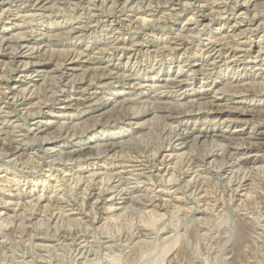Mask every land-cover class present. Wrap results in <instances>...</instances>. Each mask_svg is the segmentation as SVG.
Masks as SVG:
<instances>
[{"label": "rangeland", "instance_id": "1", "mask_svg": "<svg viewBox=\"0 0 264 264\" xmlns=\"http://www.w3.org/2000/svg\"><path fill=\"white\" fill-rule=\"evenodd\" d=\"M27 1L30 2L28 3ZM27 1L0 0V43H2L0 45V95L2 94L0 96V264H264V192H262L264 190V174L254 175L255 173L252 170L245 169L244 173H246V175L248 174L247 172H251L247 175L248 181L250 182L251 180H254L253 177L256 176V182L258 181L257 183L259 186L257 187V183L254 182L256 188H253L254 190L251 193H247L248 190L240 188L236 194H231L228 185H226L228 182H225L228 178L214 179L213 164V167L209 166L206 172L203 173L207 183H204V178L202 179L203 182L201 181V185L206 187L209 186L208 189L206 187H203L204 189H194L195 193H192L193 189L187 187L186 182L189 181L190 177L192 179L193 170L203 169L205 167V162L201 160H204L203 157L209 149L213 150L214 146L212 145H214V141L211 142L210 140L207 145H203L201 142H195L191 137L188 145L181 147L176 151L177 154L176 152L173 153L175 156L172 155L171 157L166 158L164 165L160 167L162 173L165 172L166 169L172 171L177 162V173L178 170H181L178 173L179 175L184 171H187V174L185 175L186 177L183 176L179 185L173 188L169 187L168 182L154 183L147 180L146 176L151 173L152 167L150 166L151 163L148 159L149 155L147 154V156L145 154L150 151L149 158L151 159V149L153 146L154 149H157L162 146V143L167 142V137L169 138L177 124L182 123V125H186L194 131H201L207 127L211 129L214 128V126H221L218 121L219 119L215 118L214 112H208V108L205 106L207 103L209 104V101L214 100V86L213 90H209V93L206 95L207 101L204 99L206 103L203 99L202 101L201 99H197L198 95L205 92L206 89L211 88L208 87L209 83H214L216 80V90H218L217 88L223 87V89L218 90L219 92L216 95L220 98L239 91V86H234L235 88L230 85L223 86V84L233 76L247 77L246 80L250 79L251 81H245L246 83L254 81L253 85L251 83L249 86L252 88L254 86V89L258 90L264 89L262 85L264 84L263 71L259 74L255 73L254 75L252 70L238 69L234 67V63L230 60L220 62L222 67L214 69V64L204 61V54L203 51H201L211 40L220 41L222 39L221 41L224 44L227 43L226 45L230 44L229 46L237 47L236 42L245 40V37L251 35L250 29H247L246 31V28L249 27V25L246 24L247 22H258L259 26L262 27L261 34H263L264 1L261 0L260 3V0H252L248 5V8H246L247 5L244 6V10H241L243 8L241 4L244 0H182V2L181 0H174V2L173 0H120V2L119 0L118 2H116L117 0H44V6L42 8L35 5L36 0H34V2L33 0ZM74 2L79 5L77 6ZM181 3H184V6ZM90 4H94V7L90 6ZM90 9H93V12H91L92 10ZM112 11L114 13H112ZM204 11L207 12L205 13ZM255 12L256 14H254ZM142 14L145 17H143ZM7 15L10 18H8ZM111 16H113V18ZM203 16H206V18L208 17V19L201 21V17ZM6 18L8 19L6 20ZM143 19H146L145 22H149V24L143 23ZM150 19H152V21ZM238 19L240 20L238 21ZM95 20L97 21L96 23L94 22ZM139 20L141 23L138 24ZM232 22L242 23H239V25L244 28V34L237 37L236 35H231L232 33L229 32V27L232 25ZM81 23L85 26H82ZM91 23L93 24L91 25ZM126 26L128 28H126ZM32 28L35 30L33 31ZM137 28L141 29L138 30ZM146 31H148V33ZM25 34L26 37L24 36ZM170 34H173V36ZM218 34L220 37H217L219 36ZM20 35L21 37H24L20 38ZM224 36L226 40L230 37L231 38L228 39L227 42L223 39ZM171 37H173V39ZM16 38L18 39L16 40ZM123 41L127 43V46L129 45L128 51H116L113 44L121 45ZM171 42L176 44L186 43V45H184L182 50L175 48V45H170ZM8 43H12L13 46ZM20 43V46L22 47H17ZM163 43H166L167 45L165 44L164 46ZM27 44L29 45L27 46ZM11 46L16 48H11ZM107 47L108 49H106ZM159 47L163 48L161 49ZM74 48L77 49L75 50ZM68 50H70V53H68ZM132 50H135L137 54L134 52L136 56L129 60L128 54ZM224 54L225 51L222 53V58H224ZM247 55L250 56L249 59H252V56H254L255 53L247 52ZM46 56L48 59L50 58V61ZM90 56L93 59L89 58ZM59 57H62L63 60L73 57L74 60L72 66H74V68H69L64 71L66 61L60 60ZM196 60H198L199 63H202V65H198ZM250 61L254 62L256 60ZM189 63L190 67H196L197 72L195 75H192V72L189 70L190 67H187ZM10 65H12V67H10ZM32 67H36V71H33L31 69ZM57 68L59 69L57 70ZM118 73L120 76H118ZM90 74L92 75L89 79ZM99 74L102 75L100 76ZM178 74L185 76L184 78L189 82L188 85L191 86H187L186 88L194 97L192 96L185 99V97L178 95L180 93L177 92V88L171 89L168 87V89L165 87L166 85H170L172 79ZM128 75L130 77H127ZM10 76H13L12 79H16V81H20V83L17 85L12 83H10V85L4 84ZM69 80L72 81L70 82ZM108 80L113 81L109 82ZM153 82L157 84L155 85ZM87 83L93 84L92 90L87 89ZM137 83H141V85L147 84L148 86H141ZM85 87L86 89H84ZM192 88L195 89L194 92ZM199 90L201 92L195 93V91ZM223 91H225V93ZM6 93H8L9 96ZM234 95L235 97H230L231 101L227 102L230 106L229 109L233 106L243 107L241 106L244 103L242 102V99L237 98V94ZM138 98H140V100H138ZM15 99H17V101H15ZM152 99L155 100L153 101ZM184 100L187 103H185ZM68 102H72L74 105H71L68 108ZM158 102L159 105L157 104ZM234 103L236 105H233ZM140 105L141 107L143 106V109ZM180 106L182 111L187 112V115L180 117V119L177 120L178 122L170 120L164 122V120H166L165 116L167 115V110L171 108L180 110ZM73 107L76 108L73 109ZM151 108H153V110ZM166 108L168 109L166 110ZM190 108L192 111H190ZM199 108L201 110L198 111ZM162 112L166 115L163 116ZM153 113L155 115H153ZM254 114L255 115L252 116L249 114L250 116L247 118L246 124L234 123L229 129L231 128V131L234 128L241 129L242 137L240 138L249 141L251 136L249 135V132L251 130H264V113L258 111ZM233 115L237 116V114ZM172 123L173 125H171ZM235 125L239 126L232 128V126ZM169 127H171L170 130ZM222 127L223 129L225 128L224 126ZM165 132L166 134H164ZM109 145L115 146V149L110 150L108 148ZM116 147H118V150ZM195 148L197 151H201L198 153L201 157L203 156L202 158L199 154L197 155ZM188 149L191 151H189V155H192L194 159H197V156H199V158L194 162L195 164L193 163L194 165L186 166L177 158L183 157V159H189V157H192L187 155ZM145 150L148 151L146 152ZM115 151L116 153H114ZM76 152L78 155H76ZM141 152L144 154H139ZM179 154L181 156H179ZM135 155H138L139 157ZM133 156L135 157L134 159ZM29 161H31V163ZM236 169L237 168H235V170ZM92 170L96 173L94 174V171L92 172ZM103 173H107L108 175H104ZM111 173L114 175L112 176ZM91 175H93V177ZM231 175L232 174H230V176ZM241 175L244 176L243 174ZM249 175L251 176L249 177ZM257 176H260L261 178ZM118 179H123L120 180V182L123 185L127 184L129 188L122 194V197L127 198L125 203H123L125 199H116L114 203L106 202L103 205L100 204L96 206L93 204L95 203L93 200V203L91 201L88 202L87 200L84 201L83 198H85V192H89L90 188L96 187L98 191L101 188L103 190L118 183ZM144 180L146 182H144ZM237 181L235 183H237ZM223 182H225V184ZM100 184L101 187H99ZM260 186L262 187L261 192L258 190ZM149 190L151 191V194ZM239 192L240 194H238ZM220 193L223 194L220 195ZM244 194H246V196H244ZM248 194H250L252 198H245ZM132 195L135 198L134 201L131 198H128ZM147 196L153 198L154 201L150 200V202L148 201L149 199H143ZM210 198H212V200ZM219 198L221 200H219ZM31 200L36 204H33ZM206 201H208V203ZM246 202L250 204H247ZM217 204L219 207L216 206ZM113 205H115L116 208H114ZM142 205L146 208H143ZM158 205L159 207H157ZM33 207L35 208L33 209ZM124 207H126L127 210ZM150 207L154 208L151 209V212L156 209L154 212H158V216H156L158 219L152 217L149 211ZM204 209L207 210L208 213H202ZM159 211L161 212V217ZM139 213L142 216L141 218ZM143 213L145 214L143 215ZM145 215H148L151 218L146 217ZM112 216L115 218V221ZM200 216L204 217L201 218ZM217 216L219 218H217ZM9 217L10 219H8ZM152 218L157 221H153ZM206 220L207 222H205ZM151 221H153V226H151Z\"/></svg>", "mask_w": 264, "mask_h": 264}, {"label": "bare ground", "instance_id": "2", "mask_svg": "<svg viewBox=\"0 0 264 264\" xmlns=\"http://www.w3.org/2000/svg\"><path fill=\"white\" fill-rule=\"evenodd\" d=\"M4 1V0H3ZM27 1V0H26ZM111 1V0H110ZM136 1V0H135ZM149 1V0H148ZM153 1V0H152ZM161 1V0H160ZM177 1V0H176ZM184 1V0H183ZM187 1V0H186ZM229 1V0H228ZM241 1H243V0H241ZM252 0H244V2L241 4V6H243V8L241 9V10H244V6H246V8H248L249 6V4H250V2H251ZM256 1V0H255ZM255 1H253V2H255ZM264 1V0H263ZM8 2V1H7ZM13 2V1H12ZM28 2V1H27ZM30 2V1H29ZM28 2V3H29ZM32 2V1H31ZM33 2H34V0H33ZM60 2V1H59ZM62 2V1H61ZM77 2V1H76ZM76 2H74L75 4H77ZM81 2V1H80ZM90 2V1H89ZM100 2V1H99ZM115 2V1H114ZM116 2H118V0L116 1ZM115 2V3H116ZM119 2H120V0H119ZM124 2V1H123ZM132 2H134V1H132ZM157 2V1H156ZM173 2H174V0H173ZM181 2H182V0H181ZM191 2V1H190ZM203 2V1H202ZM201 2V3H202ZM210 2V1H209ZM46 3V2H45ZM48 3V2H47ZM52 3V2H51ZM79 3V2H78ZM91 3V2H90ZM122 3V2H121ZM120 3V4H121ZM153 3V2H152ZM161 3V2H160ZM172 3V2H171ZM206 3V2H205ZM259 3V2H258ZM257 3V4H258ZM260 3H261V0H260ZM264 3V2H263ZM8 4V3H7ZM12 4V3H11ZM67 4H69V3H67ZM74 4V5H75ZM101 4V3H100ZM129 4V3H128ZM132 4V3H131ZM133 4H135V3H133ZM147 4V3H146ZM154 4V3H153ZM182 4V3H181ZM184 4V3H183ZM182 4V5H183ZM187 4V3H186ZM240 4V3H239ZM6 5V4H5ZM35 5L37 6V7H39V8H42L43 6H44V0H36L35 1ZM34 5V6H35ZM47 5V4H46ZM49 5V4H48ZM61 5H62V3H61ZM79 4H77V6H78ZM82 5H85V4H82ZM94 5V4H93ZM92 4H90V6H92V7H94ZM145 5V4H144ZM160 5V4H159ZM254 5V4H253ZM260 5V4H259ZM7 6V5H6ZM5 6V7H6ZM11 6V5H10ZM31 6V5H30ZM54 6V5H53ZM57 6V5H56ZM97 6H98V4H97ZM103 6V5H102ZM122 6H124V5H122ZM129 6H131V5H129ZM184 6V5H183ZM195 6H197V5H195ZM200 6V5H199ZM204 6V5H203ZM19 7V6H18ZM47 7V6H46ZM55 7V6H54ZM73 7V6H72ZM71 7V8H72ZM80 7V6H79ZM111 7V6H110ZM109 7V8H110ZM120 7V6H119ZM132 7V6H131ZM135 7V6H134ZM133 7V8H134ZM29 8V7H28ZM32 8V7H31ZM30 8V9H31ZM57 8V7H56ZM74 8V7H73ZM72 8V9H73ZM87 8H89V7H87ZM123 8V7H122ZM121 8V9H122ZM128 8V7H127ZM137 8V7H136ZM195 8V7H194ZM198 8V7H197ZM4 9V8H3ZM2 9V10H3ZM6 9V8H5ZM8 9H9V7H8ZM78 9V8H77ZM83 9V8H82ZM82 9H79V10H82ZM106 9H108V8H106ZM114 9V8H113ZM113 9H111V10H113ZM118 9V8H117ZM150 9V8H149ZM201 9V8H200ZM209 9H210V7H209ZM226 9V8H225ZM230 9V8H229ZM11 10V9H10ZM9 10V11H10ZM50 10V9H49ZM52 10V9H51ZM90 10H92L91 12H93V9H90ZM104 10V9H103ZM109 10V9H108ZM110 10V11H111ZM145 10V9H144ZM175 10H177V9H175ZM196 10V9H195ZM203 10V9H202ZM231 10H232V8H231ZM231 10H230V12H231ZM240 10V9H239ZM246 10V9H245ZM4 11V10H3ZM13 11V10H12ZM25 11H27V10H25ZM48 11V10H47ZM113 11H115V10H113ZM112 11V13H114ZM120 11V10H119ZM158 11V10H157ZM197 11V10H196ZM195 11V12H196ZM200 11V10H199ZM237 11V10H236ZM29 12V11H28ZM37 12V11H36ZM52 12V11H51ZM74 12V11H73ZM84 12H85V10H84ZM96 12H97V10H96ZM107 12V11H106ZM109 12V11H108ZM116 12V11H115ZM145 12V11H144ZM168 12V11H167ZM205 12V11H204ZM207 12V11H206ZM205 12V13H206ZM229 12V13H230ZM260 12V11H259ZM1 13V12H0ZM100 13V12H99ZM102 13V12H101ZM104 13H105V11H104ZM160 13V12H159ZM198 13H200V12H198ZM3 14V13H2ZM5 14V13H4ZM6 14H8V13H6ZM17 14H18V12H17ZM19 14H21V13H19ZM34 14V13H33ZM36 14V13H35ZM45 14V13H44ZM51 14V13H50ZM91 14H93V13H91ZM107 14V13H106ZM116 14V13H115ZM119 14H120V12H119ZM123 14V13H122ZM138 14V13H137ZM197 14V13H196ZM204 14V13H203ZM202 14V15H203ZM240 14V13H239ZM243 14V13H242ZM254 14H256V12L254 13ZM32 15V14H31ZM48 15H49V13H48ZM79 15V14H78ZM97 15H99V14H97ZM114 15V14H113ZM162 15V14H161ZM174 15V14H173ZM221 15V14H220ZM236 15V14H235ZM56 16V15H55ZM75 16V15H74ZM81 16V15H80ZM92 16V15H91ZM102 16V15H101ZM104 16V15H103ZM107 16V15H106ZM122 16V15H121ZM141 16V15H140ZM139 16V17H140ZM142 16H143V14H142ZM166 16V15H165ZM171 16H172V14H171ZM199 16V15H198ZM201 16V15H200ZM234 16V15H233ZM2 17H3V15H2ZM7 17L8 18H10L8 15H7ZM12 17V16H11ZM48 17V16H47ZM50 17V16H49ZM52 17H53V15H52ZM51 17V18H52ZM76 17V16H75ZM93 17V16H92ZM108 17V16H107ZM112 18H113V16H111ZM136 17H137V15H136ZM143 17H145V16H143ZM241 17V16H240ZM4 18V17H3ZM8 18H6V20L8 19ZM83 18V17H82ZM89 18H90V15H89ZM105 18V17H104ZM104 18H103V20H104ZM133 18V17H132ZM131 18V19H132ZM135 18V17H134ZM138 18V17H137ZM142 18V17H141ZM158 18V17H157ZM160 18V17H159ZM173 18V17H172ZM202 18V20L201 21H205V20H207L208 19V17L206 18V16H203V17H201ZM238 18V17H237ZM248 18H249V16H248ZM88 19V18H87ZM92 19V18H91ZM107 19V18H106ZM118 19V18H117ZM147 19V18H146ZM145 19V20H146ZM187 19V18H186ZM244 19V18H243ZM24 20V19H23ZM90 20V19H89ZM94 20V19H93ZM97 20V19H96ZM94 21L95 23L97 22V21ZM110 20V19H109ZM120 20H121V18H120ZM135 20H138V19H135ZM144 20V19H143ZM145 20H144V22L143 23H146L145 22ZM151 21H152V19H150ZM189 20V19H188ZM190 20H192V19H190ZM196 20V19H195ZM232 20V19H231ZM240 19H238V21H239ZM242 20V19H241ZM255 20V19H254ZM123 21V20H122ZM131 21V20H130ZM134 21V20H133ZM26 22V21H25ZM87 22H89V21H87ZM86 22V23H87ZM118 22V21H117ZM132 22V21H131ZM135 22V21H134ZM138 22V21H137ZM136 22V23H137ZM188 22V21H187ZM210 22V21H209ZM241 22V21H240ZM239 22V23H240ZM261 22V21H260ZM259 22V23H260ZM22 23H23V21H22ZM99 23V22H98ZM115 23V22H114ZM126 23H128V22H126ZM125 23V24H126ZM135 23V24H136ZM139 23H141L140 22V20H139V22H138V24ZM198 23V22H197ZM202 23H205V22H202ZM239 23H231L232 25L229 27V32L230 33H232L231 35H236V37L237 36H240L241 34H244V32L245 31H243L244 30V28L242 27V26H240L239 25ZM20 24V23H19ZM44 24V23H43ZM82 24V23H81ZM90 24V23H89ZM89 24H88V26H89ZM93 23H91V25H92ZM107 24H108V22H107ZM119 24V23H118ZM129 24V23H128ZM134 24V25H135ZM146 24H149V22L148 23H146ZM145 24V25H146ZM151 24V23H150ZM199 24V23H198ZM207 24V23H206ZM240 24H242V23H240ZM247 25H249V27H245L246 28V31H247V29L249 30L250 29V33H251V35L250 36H248V37H245V40H240L239 42H236L237 44V47H234V46H229V45H226V44H224L221 40L220 41H214V40H211L210 42H208V44H206L205 45V47L201 50V51H203V54H204V61L205 62H211L212 64H214V69H216V68H218V67H222V65H221V63L220 62H225L226 60L227 61H231L232 63H234L233 64V66L234 67H236V68H238V69H245V70H247V69H249V70H252L253 71V73H254V75H255V73L256 74H259L260 72H264V33L263 34H261V30H262V27H260L259 26V24H258V22H255V23H252V22H247L246 23ZM67 25V24H66ZM72 25V24H71ZM76 25V24H75ZM84 24H82V26H83ZM113 25V24H112ZM127 25V24H126ZM144 25V24H143ZM208 25V24H207ZM246 25V26H247ZM263 25V24H262ZM77 26V25H76ZM81 26V25H80ZM81 26V27H82ZM85 26V25H84ZM101 26H102V24H101ZM119 26V25H118ZM127 26H129V25H127ZM126 26V28H128ZM131 26V25H130ZM133 26V25H132ZM199 26V25H198ZM209 26V25H208ZM61 27V26H60ZM59 27V28H60ZM69 27V26H68ZM72 27V26H71ZM107 27V26H106ZM110 27V26H109ZM134 27V26H133ZM140 27H141V25H140ZM143 27V26H142ZM228 27V26H227ZM57 28V27H56ZM92 28V27H91ZM101 28V27H100ZM103 28V27H102ZM120 28V27H119ZM135 28V27H134ZM225 28V27H224ZM33 29V28H32ZM31 29V30H32ZM75 29V28H74ZM96 29V28H95ZM106 29V28H105ZM116 29V28H115ZM122 29V28H121ZM133 29V28H132ZM138 30L139 29H141V28H137ZM186 29H187V27H186ZM219 29V28H218ZM26 30V29H25ZM28 30V29H27ZM35 29H33V31H34ZM52 30V29H51ZM67 30H68V28H67ZM76 30V29H75ZM129 30V29H128ZM179 30V29H178ZM193 30V29H192ZM191 30V31H192ZM29 31V30H28ZM62 31H64V30H62ZM69 31H70V29H69ZM77 31V30H76ZM119 31V30H118ZM117 31V32H118ZM155 31V30H154ZM180 31V30H179ZM202 31V30H201ZM51 32V31H50ZM96 32V31H95ZM113 32H114V30H113ZM116 32V33H117ZM122 32H123V30H122ZM125 32V31H124ZM147 33H148V31H146ZM11 33V32H10ZM16 33V32H15ZM30 33V32H29ZM32 33V32H31ZM119 33V32H118ZM117 33V34H118ZM223 33V32H222ZM23 34V33H22ZM27 34V33H26ZM26 34L24 35L25 37H26ZM50 34V33H49ZM56 34V33H55ZM60 34V33H59ZM64 34V33H63ZM112 34V33H111ZM127 34V33H126ZM151 34V33H150ZM224 34H225V32H224ZM228 34V33H227ZM72 35V34H71ZM74 35V34H73ZM119 35V34H118ZM122 35V34H121ZM134 35V34H133ZM133 35H131V36H133ZM152 35V34H151ZM150 35V36H151ZM153 35H154V33H153ZM167 35V34H166ZM170 35H172L173 36V34H170ZM201 35V34H200ZM210 35V34H209ZM219 35V34H218ZM228 35H230V34H228ZM15 36V35H14ZM23 36V37H24ZM32 36V35H31ZM46 36V35H45ZM48 36V35H47ZM51 36V35H50ZM49 36V37H50ZM83 36H84V34H83ZM179 36V35H178ZM177 36V37H178ZM180 36H181V34H180ZM16 37V36H15ZM18 37H19V35H18ZM23 37H21V35H20V38H23ZM217 37H220V35L219 36H217ZM32 38V37H31ZM35 38V37H34ZM104 38V37H103ZM172 39H173V37H171ZM170 38V39H171ZM179 38V37H178ZM192 38V37H191ZM215 38V37H214ZM227 38H228V36H227ZM231 38V37H230ZM230 38H228V39H230ZM7 39V38H6ZM8 39H9V37H8ZM7 39V40H8ZM11 39V38H10ZM18 38H16V40H17ZM26 39H28V38H26ZM64 39V38H63ZM89 39V38H88ZM115 39V38H114ZM175 39V38H174ZM188 39V38H187ZM207 39H209V38H207ZM212 39V38H211ZM217 39V38H216ZM223 39H225V36H224V38ZM227 39V40H228ZM3 40V39H2ZM119 40V39H118ZM167 40V39H166ZM176 40V39H175ZM226 40V39H225ZM226 40V41H227ZM8 41H10V40H8ZM48 41H49V38H48ZM53 41V40H52ZM52 41H51V43H52ZM130 41V40H129ZM137 41V40H136ZM142 41V40H141ZM157 41V40H156ZM170 41V40H169ZM180 41H183V40H180ZM180 41H178V42H180ZM205 41H208V40H205ZM234 41V40H233ZM3 42V41H2ZM14 42V41H13ZM60 42V41H59ZM114 42V41H113ZM133 42V41H132ZM135 42V41H134ZM138 42V41H137ZM149 42V41H148ZM164 42V41H163ZM225 42V41H224ZM228 42V41H227ZM28 43V42H27ZM130 43V42H129ZM128 43V44H129ZM143 43V42H142ZM141 43V44H142ZM145 43V42H144ZM170 43V42H169ZM232 43V42H231ZM2 43H0V45H1ZM9 45H12V43L10 44V43H8ZM26 44V43H25ZM96 44V43H95ZM158 44V43H157ZM164 44V43H163ZM166 44V43H165ZM165 44H164V46H165ZM205 44V43H204ZM5 45H7V44H5ZM16 45V44H15ZM21 45V43L19 44V45H17V47L18 46H20ZM29 44H27V46H28ZM30 45H32V44H30ZM55 45V44H54ZM101 45V44H100ZM99 45V46H100ZM107 45V44H106ZM110 45V44H109ZM151 45V44H150ZM160 45V44H159ZM167 45V44H166ZM170 45H175V48H177V49H182V48H184V45H186V43H179V44H176V43H173V42H171V44ZM203 45V44H202ZM13 46V45H12ZM11 46V48H16V47H12ZM26 46V45H25ZM26 46V47H27ZM37 46V45H36ZM59 46V45H58ZM62 46V45H61ZM70 46V45H69ZM105 46V45H104ZM103 46V47H104ZM113 46H115L114 48L116 49V51H122V52H127L128 51V48H129V45L127 46V43H125L124 41L121 43V45H119V44H113ZM10 47V46H9ZM20 47H22V46H20ZM19 47V48H20ZM53 47V46H52ZM63 47V46H62ZM65 47V46H64ZM74 47V46H73ZM87 47H88V45H87ZM106 47V46H105ZM104 47V48H105ZM110 47V46H109ZM131 47V46H130ZM133 47V46H132ZM157 47V46H156ZM171 47V46H170ZM186 47V46H185ZM8 48V47H7ZM32 48H34V47H32ZM66 48V47H65ZM69 48V47H68ZM79 48V47H78ZM81 48V47H80ZM95 48V47H94ZM93 48V49H94ZM98 48H100V47H98ZM146 48V47H145ZM158 48V47H157ZM159 48H161V47H159ZM163 48V47H162ZM161 48V49H162ZM6 49V48H5ZM4 49V50H5ZM75 49V48H74ZM77 49V48H76ZM75 49V50H76ZM82 49V48H81ZM100 49H102V48H100ZM106 49H108V47L106 48ZM106 49H104V50H106ZM109 49H111V48H109ZM113 49V48H112ZM11 50V49H10ZM17 50V49H16ZM45 50V49H44ZM74 50V51H75ZM89 50V49H88ZM103 50V51H104ZM171 50V49H170ZM183 50V49H182ZM184 50H187V49H184ZM7 51V50H6ZM32 51V50H31ZM69 51V52H68ZM68 51H66V52H68V53H70V50H68ZM79 51H81V50H79ZM95 51V50H94ZM102 51V50H101ZM143 51V50H142ZM148 51V50H147ZM150 51V50H149ZM154 51H155V48H154ZM160 51V50H159ZM172 51V50H171ZM223 51H225V54H224V58H222V53H223ZM14 52V51H13ZM72 52V51H71ZM77 52V51H76ZM75 52V53H76ZM83 52V51H82ZM86 52V51H85ZM98 52H99V50H98ZM135 52V50L133 51H131V52H129V54L128 53H126V54H128V59L130 60V59H133L134 58V56H136V54L134 53ZM139 52H141V51H139ZM247 52L248 53H255V55L254 56H252V59H249L250 58V56L249 55H247ZM45 53V52H44ZM23 54V53H22ZM26 54V53H25ZM42 54V53H41ZM50 54V53H49ZM67 54V53H66ZM77 54V53H76ZM83 54H85V53H83ZM82 54V55H83ZM89 54V53H88ZM116 54V53H115ZM122 54V53H121ZM181 54V53H180ZM44 55V54H43ZM70 55V54H69ZM73 55V54H72ZM78 55V54H77ZM144 55V54H143ZM175 55H176V53H175ZM252 55V54H251ZM41 56V55H40ZM54 56V55H53ZM68 56V55H67ZM71 56V55H70ZM79 56H80V54H79ZM87 56V55H86ZM154 56V55H153ZM201 56V55H200ZM19 57H20V55H19ZM44 57V56H43ZM47 57V56H46ZM48 57H49V55H48ZM48 57H47V59H48ZM63 57H64V55H63ZM74 57V56H73ZM73 57H69V58H67V60H65L66 61V64H65V67H64V71L65 70H67V69H69V68H71V69H73L74 68V66H72L73 65V60H74V58ZM139 57V56H138ZM141 57V56H140ZM185 57V56H184ZM55 58V57H54ZM60 58V60H62V61H64L63 60V58L62 57H59ZM65 58V57H64ZM76 58H77V56H76ZM75 58V59H76ZM88 58V57H87ZM89 58H91V59H93L91 56L89 57ZM41 59V58H40ZM183 59V58H182ZM197 59V58H196ZM13 60V59H12ZM38 60V59H37ZM49 61H50V58L48 59ZM52 60H54V59H52ZM57 60V59H56ZM90 60V59H89ZM88 60V61H89ZM250 60H256V61H250ZM31 61V60H30ZM59 61V60H58ZM110 61V60H109ZM112 61V60H111ZM178 61V60H177ZM21 62V61H20ZM24 62V61H23ZM6 63V62H5ZM22 63V62H21ZM25 63H27V62H25ZM30 63V62H29ZM64 63V62H63ZM191 63V62H190ZM190 63L187 65V67H190ZM196 63H198V65H202V63H199V61L198 60H196ZM7 64V63H6ZM18 64V63H17ZM38 64V63H37ZM96 64V63H95ZM225 64H227V63H225ZM44 65V64H43ZM61 65H62V63H61ZM76 65V64H75ZM194 65V64H193ZM206 65V64H205ZM57 66V65H56ZM55 66V67H56ZM96 66V65H95ZM111 66V65H110ZM114 66V65H113ZM183 66V65H182ZM203 66H204V64H203ZM225 66V65H224ZM232 66V67H233ZM10 67H12V65H10ZM78 67V66H77ZM98 67V66H97ZM107 67V66H106ZM112 67V66H111ZM230 67V66H229ZM110 68V67H109ZM120 68V67H119ZM33 71H36V67L34 68V67H32L31 68ZM43 69V68H42ZM54 69H56V68H54ZM59 68H57V70H58ZM83 69H84V67H83ZM202 69V68H201ZM200 69V70H201ZM226 69V68H225ZM12 70V69H11ZM38 70V69H37ZM40 70V69H39ZM50 70V69H49ZM60 70H62V69H60ZM94 70V69H93ZM107 70H108V68H107ZM106 70V71H107ZM112 70H114V69H112ZM150 70V69H149ZM189 70L192 72V75H195L196 74V72H197V69H196V67H190L189 68ZM208 70V69H207ZM210 70V69H209ZM8 71V70H7ZM9 71H10V69H9ZM30 71V70H29ZM54 71V70H53ZM105 71V70H104ZM103 71V72H104ZM109 71V70H108ZM189 71V72H190ZM217 71V70H216ZM22 72H26V71H22ZM48 72V71H47ZM102 72V73H103ZM111 72V71H110ZM109 72V73H110ZM120 72H122V71H120ZM126 72H127V70H126ZM188 72V71H187ZM30 73V72H29ZM28 73V74H29ZM36 73V72H35ZM92 73V72H91ZM98 73V72H97ZM106 73V72H105ZM104 73V74H105ZM125 73V72H124ZM130 73H131V71H130ZM199 73V72H198ZM239 73V72H238ZM252 73V72H251ZM7 74V73H6ZM9 74V73H8ZM20 74V73H19ZM24 74V73H23ZM33 74H34V72H33ZM39 74V73H38ZM37 74V75H38ZM49 74V73H48ZM126 74V73H125ZM134 74V73H133ZM138 74V73H137ZM181 74V73H180ZM180 74H178L176 77H174L173 79H172V81L170 82V85H166L165 87H170L171 89H176L177 88V92H179L180 94H178V95H180L181 97L183 96V97H185V99L186 98H188V97H192L193 95H191L192 93H190L188 90H187V86H189L188 85V83L189 82H187V79H185L184 77V75H180ZM242 74V73H241ZM55 75V74H54ZM60 75H62V74H60ZM88 75V74H87ZM92 74H90L89 75V79H90V76H91ZM100 75V74H99ZM102 75V74H101ZM100 75V76H101ZM110 75V74H109ZM28 76V75H27ZM70 76V75H69ZM104 76H106V75H104ZM117 76V75H116ZM118 76H120V74L118 73ZM117 76V77H118ZM261 76V75H260ZM1 77V76H0ZM13 77V76H12ZM12 77L10 76V78L8 79V80H6L5 81V83L4 84H6V85H10V83H12V84H14V85H17L18 83H20V81H16V79L14 80V79H12ZM99 77V76H98ZM123 77V76H122ZM121 77V78H122ZM127 77H130L129 75L127 76ZM134 77V76H133ZM161 77V76H160ZM187 77V76H186ZM207 77V76H206ZM14 78H16V77H14ZM22 78V77H21ZM20 78V79H21ZM62 78H64V77H62ZM69 78V77H68ZM121 78H120V81H121ZM155 78V77H154ZM210 78V77H209ZM213 78V77H212ZM246 78L247 77H232V78H229V80H227L224 84H223V86L225 85H230V86H239V91H237V92H235V93H230V94H228V95H226V96H223V97H218V96H216L217 94H218V90L219 89H223V87H220V88H217L218 90H216V87H217V83H216V80L214 81V83L212 82V83H209L208 84V87H211L210 89H206L205 90V92H203V93H201L200 95H198L197 96V99H201V101H202V99L204 100H206V95L209 93V90H213V86H214V100H211V101H209V104L207 103V105H205L206 107V109H207V111L208 112H210V113H213L214 112V115H215V118H218L219 120V122H220V125L221 126H219V127H216V126H214V128H211V129H209L208 127L206 128V129H202L201 131L199 130H192V129H190L188 126H184V125H182V123L181 124H177V126H176V128L174 129V128H172V129H174L172 132H171V135L169 136V138L167 137V142H165V143H162V146L160 147V148H157V149H154V146H153V148L151 149V151H152V158L150 159L149 157H150V151H148V150H145L146 152L148 151V153H145L146 155L148 154L149 155V157H148V159H149V162L151 163L150 164V166L152 167V171H151V173H149V174H147V180L148 181H151V182H154V183H156V182H160V183H164V182H168V185H169V187H171V188H173V187H175V186H177V185H179V183L181 182V180L183 179V176H185L186 174H187V171L185 172H183L181 175H179L178 173L181 171H179L178 170V173H177V171H176V165L178 164V162L177 163H175V167L172 169V171H170L169 169H166L165 170V172H163L162 173V170H161V166L162 165H164V162H165V160H166V158L167 157H171L172 155H174L173 153L174 152H176V151H178L181 147H185L186 145H188V142H189V139L192 137V139L196 142H201V144H203V145H207V143L211 140V142L212 141H214V145H212V146H214V148H213V150H211V149H209L207 152H206V155H204L203 153V150H202V154L204 155V160H201V161H204L205 162V167L203 168V169H195V170H193V176H192V179L194 180H192L191 179V177H190V179H189V181L188 182H186V181H184V182H186L187 183V187H191L193 190H192V193L194 192V189L195 190H197V189H200V188H203V187H206V186H203V185H201V181H202V179L204 178V176H203V173H205L206 172V170L208 169V167L209 166H212L213 167V164H214V179L216 180V178L217 179H222V178H224V177H226V178H228L227 179V181H225V182H228V184H226V185H228V188L230 189V192H231V194H236V192L237 191H239V189L240 188H244L243 190H248L247 191V193H251L254 189L253 188H256L255 187V185H254V182H256V176H254L253 178H254V180H251L250 182L248 181V174H250L251 172V170L255 173L254 175H260V174H264V155H262V154H264V130H261V129H259V130H256V129H253V130H251L249 133V135H251L250 136V139H249V141H246V139L244 140V139H242V138H240V137H242V131H240L241 129H237V128H234L232 131H231V128L229 129V127L232 125V124H234V123H247V118L251 115H255L254 113L255 112H263L264 113V89H262V90H258V89H254V86H253V88L251 87V86H249V85H251V83H252V85H253V82H251V83H246L245 81H247V82H250L249 80H246ZM251 78V77H250ZM66 79V78H65ZM86 79V78H85ZM134 79V78H133ZM160 79V78H159ZM193 79H194V77H193ZM208 79V78H207ZM2 80V79H1ZM67 80V79H66ZM76 80V79H75ZM114 80V79H113ZM113 80H111V81H113ZM205 80V79H204ZM254 80V79H253ZM264 80V79H263ZM4 81V80H3ZM55 81V80H54ZM70 81V80H69ZM72 81V80H71ZM70 81V82H71ZM88 81H90V80H88ZM91 81H92V79H91ZM109 82H111L110 80H108ZM116 81V80H115ZM124 81H125V79H124ZM137 81V80H136ZM98 82V81H97ZM101 82H104V81H101ZM133 82V81H132ZM138 82V81H137ZM146 82V81H145ZM207 82V81H206ZM86 83V82H85ZM121 83V82H120ZM131 83V82H130ZM144 83V82H143ZM154 83V82H153ZM167 83V82H166ZM256 83V82H255ZM259 83V82H258ZM260 83H263V82H260ZM71 84V83H70ZM88 84V83H87ZM101 84V83H100ZM116 84V83H115ZM126 84V83H125ZM137 84H140L141 85V83H137ZM137 84H135V85H137ZM155 84V83H154ZM157 84V83H156ZM155 84V85H156ZM169 84V83H168ZM1 85V84H0ZM2 85H3V83H2ZM21 85V84H20ZM161 85V84H160ZM258 85V84H257ZM263 85V87H264V84H262ZM72 86V85H71ZM81 86V85H80ZM83 86V85H82ZM141 86H148L147 84H142ZM261 86V85H260ZM7 87V86H6ZM5 87V88H6ZM12 87V86H11ZM14 87V86H13ZM61 87V86H60ZM77 87H78V85H77ZM95 87V86H94ZM133 87V86H132ZM157 87H158V85H157ZM189 87H191V86H189ZM16 88V87H15ZM35 88V87H34ZM72 88V87H71ZM92 88H93V84H91V83H89L88 85H87V89H89V90H92ZM153 88V87H152ZM235 88V87H234ZM257 88H259V87H257ZM11 89V88H10ZM24 89V88H23ZM52 89V88H51ZM65 89V88H64ZM83 89V88H82ZM84 89H86V87L84 88ZM155 89V88H154ZM164 89V88H163ZM169 89V88H168ZM193 89V92H194V88H192ZM198 89V88H197ZM237 89V88H236ZM5 90H7V89H5ZM26 90V89H25ZM35 90H36V88H35ZM62 90V89H61ZM80 90H81V88H80ZM99 90V89H98ZM162 90V89H161ZM200 90H201V88H200ZM195 91V93L196 92H201V91ZM8 91V90H7ZM30 91V90H29ZM145 91V90H144ZM159 91V90H158ZM14 92V91H13ZM76 92H77V90H76ZM90 92V91H89ZM164 92V91H163ZM213 92V91H212ZM224 93H225V91H223ZM42 93V92H41ZM6 94H8V93H6ZM65 94V93H64ZM234 94H237V98H240V99H242V102H244L241 106H243V107H237V106H233V107H231L230 109H229V105H228V103L227 102H229V101H231V98L230 97H232V96H234L235 97V95ZM2 95V94H1ZM0 95V96H1ZM13 95V94H12ZM11 95V96H12ZM53 95H55V94H53ZM70 95V94H69ZM92 95V94H91ZM95 95V94H94ZM196 95V94H195ZM223 95V94H222ZM8 96H9V94H8ZM24 96V95H23ZM71 96V95H70ZM73 96V95H72ZM78 96V95H77ZM80 96V95H79ZM155 96V95H154ZM28 97V96H27ZM81 97V96H80ZM91 97V96H90ZM179 97V96H178ZM194 97V96H193ZM212 97V96H211ZM13 98H14V96H13ZM12 98V99H13ZM18 98V97H17ZM24 98V97H23ZM69 98V97H68ZM126 98V97H125ZM150 98V97H149ZM151 98H152V95H151ZM150 98V99H151ZM154 98V97H153ZM156 98V97H155ZM213 98V97H212ZM66 99H67V97H66ZM78 99V98H77ZM77 99H75V100H77ZM79 99H81V98H79ZM137 99V98H136ZM147 99V98H146ZM149 99V100H150ZM180 99V98H179ZM196 99V100H197ZM207 99H208V97H207ZM211 99V98H210ZM14 100V99H13ZM19 100V99H18ZM22 100V99H21ZM54 100V99H53ZM65 100V99H64ZM138 100H140V98H138ZM153 100V99H152ZM155 100V99H154ZM153 100V101H154ZM162 100V99H161ZM160 100V101H161ZM167 100V99H166ZM205 100H204V102H205ZM11 101V100H10ZM15 101H17V99H15ZM46 101V100H45ZM74 101V100H73ZM151 101V100H150ZM163 101H165V100H163ZM173 101V100H172ZM194 101V100H193ZM207 101V100H206ZM79 102V101H78ZM81 102V101H80ZM134 102H136V101H134ZM138 102V101H137ZM178 102V101H177ZM184 102H185V100H184ZM241 102V103H242ZM16 103V102H15ZM38 103V102H37ZM69 103V102H68ZM87 103V102H86ZM149 103V102H148ZM185 103H187V102H185ZM206 103V102H205ZM204 103V104H205ZM83 104V103H82ZM150 104V103H149ZM153 104V103H152ZM155 104V103H154ZM158 105H159V102L157 103ZM156 104V105H157ZM163 104V103H162ZM169 104V103H168ZM167 104V105H168ZM174 104H175V102H174ZM180 104V103H179ZM201 104V103H200ZM203 104V105H204ZM71 105H74L72 102L71 103H69V104H67V107L69 108ZM146 105V104H145ZM155 105V106H156ZM161 105V104H160ZM166 105V104H165ZM173 105V104H172ZM176 105V104H175ZM182 105V104H181ZM233 105H236L235 103L233 104ZM2 106V105H1ZM28 106V105H27ZM33 106V105H32ZM42 106V105H41ZM77 106H79V105H77ZM153 106V105H152ZM151 106V107H152ZM164 106V105H163ZM162 106V107H163ZM169 106V105H168ZM174 106V105H173ZM172 106V107H173ZM37 107V106H36ZM131 107V106H130ZM133 107V106H132ZM136 107H137V105H136ZM140 107H141V105H140ZM158 108H160L159 106H157ZM156 107V108H157ZM165 107V106H164ZM185 108H187L186 106H184ZM201 107V106H200ZM74 108H76V107H73V109ZM142 109H143V106L141 107ZM144 108H145V106H144ZM153 108H154V106H153ZM153 108H151L152 110H153ZM169 108H171V107H169ZM136 109H138V108H136ZM168 108H166V110H167ZM180 110H176L175 108H171V109H168L167 111V113L166 112H164V113H166V114H163V112H162V114H163V116L164 115H166L165 116V119L166 120H164V118H163V120H164V122L165 121H167V120H170V121H177V120H179L180 119V117H182L183 115H187V112L186 111H182L181 110V106H180V108H179ZM195 109V108H194ZM35 110V109H34ZM160 110V109H159ZM199 110H201L200 108L198 109V111ZM39 111V110H38ZM42 111V110H41ZM86 111V110H85ZM136 111V110H135ZM138 111V110H137ZM140 111V110H139ZM161 111V110H160ZM190 111H192V109L190 108ZM197 111V110H196ZM32 112V111H31ZM189 112V111H188ZM9 113V112H8ZM34 113V112H33ZM139 113V112H138ZM193 113V112H192ZM194 113H196V112H194ZM66 114V113H65ZM158 114V113H157ZM191 114V113H190ZM233 114H237V116H234ZM250 114V115H249ZM153 115H155L154 113H153ZM206 115V114H205ZM76 116V115H75ZM131 116V115H130ZM259 117V116H258ZM104 118V117H103ZM109 118V117H108ZM157 118V117H156ZM184 118V117H183ZM189 118V117H188ZM84 119V118H83ZM102 119V118H101ZM110 119V118H109ZM190 119V118H189ZM205 119V118H204ZM104 120V119H103ZM105 120H106V118H105ZM104 120V121H105ZM151 120V119H150ZM66 121V120H65ZM98 121V120H97ZM110 121H111V119H110ZM131 121V120H130ZM148 121V120H147ZM182 121V120H181ZM5 122V121H4ZM168 122V121H167ZM178 122V121H177ZM24 123V122H23ZM174 123V122H173ZM173 123L171 124V125H173ZM26 124V123H25ZM65 124H66V122H65ZM62 125V124H61ZM121 125V124H120ZM164 125V124H163ZM167 125H169V124H167ZM166 125V126H167ZM170 125V126H171ZM24 126V125H23ZM27 126V125H26ZM63 126V125H62ZM190 126V125H189ZM222 126H224L225 128L223 129V127ZM239 125H235V126H232V128L233 127H238ZM70 127V126H69ZM101 127V126H100ZM172 127V126H171ZM171 127H169V130H170V128ZM149 128V127H148ZM168 128V127H167ZM37 129V128H36ZM36 129H34V130H36ZM39 129V128H38ZM77 129V128H76ZM163 130V129H162ZM168 130V129H167ZM30 131V130H29ZM144 131V130H143ZM33 132V131H32ZM35 132V131H34ZM147 133H149V132H147ZM164 134H166V132L164 133ZM168 134V133H167ZM72 135H73V133H72ZM150 135V134H149ZM241 135V136H240ZM147 136V135H146ZM165 136V135H164ZM245 136V135H244ZM147 137H149V136H147ZM144 138H146V137H144ZM163 138V137H162ZM211 138V139H210ZM214 138V139H213ZM245 138V137H244ZM122 139V138H121ZM142 139V138H141ZM191 139V140H192ZM4 140V139H3ZM155 140H157V139H155ZM164 140V139H163ZM192 140V141H193ZM241 140V141H240ZM247 140H248V137H247ZM122 141V140H121ZM125 141H126V139H125ZM144 141V140H143ZM22 142H24V141H22ZM21 142V143H22ZM91 143V142H90ZM191 143V142H190ZM56 144V143H55ZM120 144V143H119ZM118 144V145H119ZM157 144V143H156ZM196 144V143H195ZM18 145V144H17ZM101 145H103V144H101ZM108 145V144H107ZM107 145H106V150H107ZM135 145V144H134ZM155 145V144H154ZM13 146V145H12ZM80 146V145H79ZM82 146V145H81ZM145 146V145H144ZM151 146V147H152ZM200 146H202V145H200ZM209 146H211V145H209ZM14 147V146H13ZM19 147V146H18ZM22 147V146H21ZM121 147V146H120ZM189 147V146H188ZM192 147V146H191ZM195 147V146H194ZM204 147V146H203ZM16 148V147H15ZM50 148V147H49ZM53 148V147H52ZM89 148V147H88ZM105 148V147H104ZM108 148L110 149V150H114L115 149V146H108ZM118 147H116V149H117ZM200 148V147H199ZM23 149V148H22ZM108 149V150H109ZM154 149V150H153ZM196 149V148H195ZM206 149V148H205ZM21 150V149H20ZM49 150H51V149H49ZM100 150V149H99ZM118 150V149H117ZM131 150V149H130ZM129 150V151H130ZM135 150V149H134ZM133 150V151H134ZM144 150V149H143ZM142 150V151H143ZM189 149L187 150V155L188 156H192V155H189L188 153H189ZM196 151H197V149H196ZM18 152V151H17ZM132 152V151H131ZM191 152V151H190ZM199 151H197L196 153H197V155L201 152H199ZM28 153V152H27ZM77 153V152H76ZM114 153H116V151L114 152ZM122 153H123V151H122ZM138 153V152H137ZM193 153V152H192ZM135 154V153H134ZM139 154H144V153H139ZM176 154H177V152H176ZM184 154H185V152H184ZM194 154H195V152H194ZM76 155H78V153L76 154ZM110 155V154H109ZM114 155V154H113ZM120 155H122V154H120ZM133 155V154H132ZM147 155V156H148ZM196 155V154H195ZM200 155V154H199ZM15 156V155H14ZM13 156V157H14ZM31 156V155H30ZM75 156V155H74ZM127 156V155H126ZM130 156V155H129ZM135 156H138V155H135ZM175 156V155H174ZM178 156V155H177ZM179 156H181L180 154H179ZM184 156V155H183ZM187 156V157H188ZM11 157V156H10ZM35 157V156H34ZM117 157V156H116ZM139 157V156H138ZM198 158H199V156H197ZM200 157H201V155H200ZM201 157V158H202ZM12 158V157H11ZM33 158V157H32ZM135 157L133 156V159H134ZM137 158V157H136ZM141 158V157H140ZM197 158V159H198ZM30 159V158H29ZM28 159V160H29ZM126 159H127V157H126ZM138 159V158H137ZM143 159H144V157H143ZM177 159H179L180 161H181V163H183V164H185L186 166H189V165H194L195 163V161H197V159L195 158H193V156L192 157H189V159H183V157H178ZM123 160V159H122ZM139 160V159H138ZM176 160V159H175ZM7 161V160H6ZM26 161V160H25ZM24 161V162H25ZM61 161V160H60ZM30 163H31V161H29ZM39 162V161H38ZM105 162V161H104ZM119 162V161H118ZM199 162V161H198ZM112 163V162H111ZM125 163V162H124ZM124 163H122V164H124ZM194 163V164H193ZM29 164V163H28ZM174 164V163H173ZM198 164V163H197ZM204 164V163H203ZM24 165V164H23ZM201 165V164H200ZM199 165V166H200ZM21 166V165H20ZM29 166V165H28ZM135 166V165H134ZM178 166H180V165H178ZM181 166H182V164H181ZM22 167V166H21ZM125 167V166H124ZM151 167H149V168H151ZM195 167V166H194ZM106 168V167H105ZM116 168V167H115ZM179 168V167H178ZM186 168V167H185ZM188 168V167H187ZM196 168V167H195ZM199 168V167H198ZM202 168V167H201ZM235 168H237L236 170H235ZM171 169V168H170ZM183 169V168H182ZM245 169H249L248 171L250 172H247L248 174L246 175V173H244V171H245ZM22 170H23V168H22ZM154 170H155V172H154ZM210 170V169H209ZM94 170H92V172H93ZM120 171V170H119ZM59 172V171H58ZM70 172V171H69ZM99 172H100V170H99ZM131 172V171H130ZM50 173V172H49ZM96 172L94 171V174H95ZM108 173H109V170H108ZM118 173V172H117ZM132 173V172H131ZM137 173V172H136ZM141 173H143V172H141ZM240 175H239V174ZM55 174H56V172H55ZM98 174V173H97ZM97 174H96V176H97ZM104 175L105 174H107V173H103ZM112 174V173H111ZM120 174H121V172H120ZM138 174H140V173H138ZM144 174V173H143ZM192 174V173H191ZM207 174V173H206ZM210 174V173H209ZM230 174H232L231 176H230ZM241 174H243L244 176H242ZM2 175V174H1ZM82 175V174H81ZM104 175H102V176H104ZM108 175V174H107ZM106 175V176H107ZM109 175H110V173H109ZM114 174H112V176H113ZM122 175V174H121ZM127 175V174H126ZM129 175H131V174H129ZM144 175H146V174H144ZM7 176V175H6ZM92 177H93V175H91ZM90 176V177H91ZM117 176V175H116ZM132 176V175H131ZM206 176H208V175H206ZM210 176V175H209ZM247 176V177H246ZM251 175H249V177H250ZM264 176V175H263ZM11 177V176H10ZM67 177V176H66ZM70 177V176H69ZM68 177V178H69ZM118 177V176H117ZM116 177V178H117ZM123 177V176H122ZM127 177V176H126ZM137 177H138V175H137ZM186 177V176H185ZM210 177H212V176H210ZM257 177H260V176H257ZM55 178V177H54ZM103 178V177H102ZM128 178H129V176H128ZM141 178V177H140ZM252 178V177H251ZM250 178V179H251ZM261 178V177H260ZM8 179V178H7ZM57 179V178H56ZM65 179V178H64ZM188 179V178H187ZM205 179L206 178H204V183L206 184L207 182L205 181ZM211 179V178H210ZM70 180V179H69ZM98 180V179H97ZM102 180V179H101ZM112 180H113V178H112ZM114 180H115V178H114ZM120 180H123V179H118V183H115V184H113L112 186H110L109 188H106V189H103L102 190V188L100 189V188H98V189H100L99 191L96 189V187L95 188H88L89 189V192H85V198H83L84 199V201L85 200H87L88 202L89 201H91L92 202V200L95 202V203H93V204H95L96 206L97 205H100V204H104V203H106V202H109V203H114V201L116 200V199H125L124 200V202L123 203H125L126 202V197H122V194H123V192L127 189H129L128 188V185L127 184H125V185H123L121 182H120ZM125 180V179H124ZM128 180V179H127ZM130 180V179H129ZM141 180H142V178H141ZM186 180V179H185ZM208 180H209V178H208ZM212 180V179H211ZM238 180V181H237ZM264 180V179H263ZM262 180V181H263ZM16 181V180H15ZM91 181V180H90ZM93 181V180H92ZM110 181V180H109ZM202 181V182H203ZM210 181V180H209ZM237 181V183H235ZM59 182V181H58ZM73 182V181H72ZM102 182V181H101ZM127 182V181H126ZM144 182H146L145 180H144ZM225 182H223L224 184H225ZM258 182V181H257ZM256 182V183H257ZM63 183V182H62ZM100 183V182H99ZM186 183H184V184H186ZM216 183V182H215ZM71 184V183H70ZM86 184V183H85ZM102 184V183H101ZM101 184H100V186L99 187H101ZM211 184V183H210ZM207 185H209V184H207ZM215 185V184H214ZM72 186V185H71ZM81 186V185H80ZM87 186V185H86ZM88 186H89V184H88ZM87 186V187H88ZM98 186V185H97ZM107 186V185H106ZM105 186V187H106ZM147 186V185H146ZM185 186V187H186ZM216 186V185H215ZM214 186V187H215ZM259 186V184L257 183V187ZM85 187V186H84ZM104 187V188H105ZM166 187H167V185H166ZM186 187V188H187ZM209 187V186H208ZM208 187H206L207 189H208ZM227 187V186H226ZM135 188V187H134ZM154 188V187H153ZM168 188V187H167ZM205 188V189H206ZM261 186H260V188L258 189V190H260V192H261ZM132 189H133V187H132ZM144 189V188H143ZM178 189V188H177ZM185 189V188H184ZM204 189V188H203ZM202 189V190H203ZM218 189V188H217ZM256 189V190H257ZM1 190V189H0ZM85 190H86V188H85ZM215 190V189H214ZM220 190V189H219ZM242 190V191H243ZM263 190V189H262ZM17 191V190H16ZM135 191H137V190H135ZM141 191H142V189H141ZM155 191V190H154ZM213 191V190H212ZM216 191V190H215ZM7 192V191H6ZM132 192V191H131ZM149 192H150V194H151V191L149 190ZM165 192V191H164ZM190 192V191H189ZM206 192H208V191H206ZM229 192V193H230ZM246 192V191H245ZM255 192H258V191H255ZM254 192V193H255ZM262 192H264V190L262 191ZM43 193V192H42ZM84 193V192H83ZM135 193H137V192H135ZM134 193V194H135ZM146 193V192H145ZM161 193V192H160ZM170 193V192H169ZM195 193V192H194ZM201 193V192H200ZM217 193H218V190H217ZM242 193V192H241ZM11 194H12V192H11ZM147 194V193H146ZM149 194V193H148ZM168 194V193H167ZM166 194V195H167ZM208 194V193H207ZM213 194V193H212ZM211 194V195H212ZM223 194V193H222ZM221 193H220V195H222ZM238 194H240V192L238 193ZM243 194V193H242ZM262 194V193H261ZM264 194V193H263ZM37 195V194H36ZM40 195V194H39ZM54 195V194H53ZM128 195V194H127ZM141 195V194H140ZM156 195V194H155ZM155 195H153V196H155ZM157 195H158V193H157ZM202 195V194H201ZM204 195V194H203ZM209 195V194H208ZM210 195V196H211ZM217 195V194H216ZM252 195V194H251ZM255 195H257V194H255ZM254 195V196H255ZM258 195H259V193H258ZM24 196V195H23ZM42 196V195H41ZM119 196V197H118ZM125 196V195H124ZM138 196V195H137ZM141 196H143V195H141ZM151 196V195H150ZM152 196V197H153ZM178 196V195H177ZM183 196V195H182ZM181 196V197H182ZM197 196H198V194H197ZM200 196V195H199ZM205 196V195H204ZM225 196V195H224ZM232 196H234V195H232ZM244 196H246V194H244ZM253 196V197H254ZM264 196V195H263ZM33 197H34V195H33ZM157 197V196H156ZM206 197V196H205ZM209 197V196H208ZM214 197H215V195H214ZM221 197V196H220ZM223 197V196H222ZM230 197V196H229ZM228 197V198H229ZM237 197V196H236ZM251 196H250V194H248V196L247 197H245V198H250ZM30 198V197H29ZM43 198V197H42ZM128 198H131L133 201L135 200V198L133 197V195L131 196V197H128ZM155 198V197H154ZM160 198V197H159ZM199 198V197H198ZM207 198V197H206ZM227 198V199H228ZM233 198V197H232ZM244 198V197H243ZM252 198V197H251ZM65 199V198H64ZM83 199H81V200H83ZM143 199H149L148 201H150V200H152V201H154L153 200V198H150V197H145V198H143ZM211 200H212V198H210ZM246 199V200H247ZM30 200V199H29ZM130 200V199H129ZM128 200V201H129ZM136 200H137V198H136ZM140 200V199H139ZM183 200V199H182ZM181 200V201H182ZM216 200V199H215ZM217 200H218V198H217ZM219 200H221L220 198H219ZM251 200V199H250ZM258 200V199H257ZM16 201V200H15ZM32 201V200H31ZM75 201V200H74ZM120 201V200H119ZM127 201V202H128ZM169 201V200H168ZM248 201V200H247ZM253 201V200H252ZM5 202V201H4ZM9 202V201H8ZM151 202V201H150ZM203 202V201H202ZM205 202V201H204ZM207 203H208V201H206ZM210 202H212V201H210ZM249 202V201H248ZM260 202V201H259ZM23 203V202H22ZM32 203H33V201H32ZM58 203V202H57ZM138 203V202H137ZM155 203V202H154ZM163 203V202H162ZM168 203V202H167ZM197 203H198V201H197ZM226 203V202H225ZM244 203V202H243ZM247 203V202H246ZM6 204V203H5ZM16 204H17V202H16ZM28 204V203H27ZM26 204V205H27ZM33 204H36V203H33ZM122 204V203H121ZM126 204H130V203H126ZM131 204H133V203H131ZM158 204H160V203H158ZM190 204V203H189ZM221 204H222V202H221ZM220 204V205H221ZM224 204V203H223ZM230 204V203H229ZM247 204H250V203H247ZM246 204V205H247ZM45 205V204H44ZM116 205V204H115ZM115 205H113L114 206V208H116L115 207ZM140 205V204H139ZM145 205V204H144ZM152 205V204H151ZM155 205H157V204H155ZM160 205H162V204H160ZM165 205V204H164ZM168 205H170V204H168ZM215 205V204H214ZM213 205V206H214ZM106 206V205H105ZM108 206L110 207V205L108 204ZM113 206H112V208H113ZM119 206V205H118ZM134 206H136V205H134ZM147 206V205H146ZM174 206V205H173ZM193 206V205H192ZM208 206V205H207ZM210 206V205H209ZM213 206H211V207H213ZM217 207H219V205L217 204L216 205ZM238 206V205H237ZM252 206V205H251ZM99 207V206H98ZM122 207V206H121ZM129 207V206H128ZM132 207H133V205H132ZM137 207V206H136ZM142 207H143V205H142ZM152 207V206H151ZM147 208L149 211H150V213H151V215H152V217H156V216H158V212L157 213H155L154 211L156 210H154L153 212H151L152 210L151 209H154V208ZM157 207H159V205L157 206ZM179 207V206H178ZM205 207V206H204ZM261 207V206H260ZM259 207V208H260ZM17 208V207H16ZM15 208V209H16ZM35 207H33V209H34ZM97 208V207H96ZM95 208V209H96ZM124 208H126V207H124ZM124 208H122V209H124ZM143 208H146V207H143ZM156 208V207H155ZM209 208V207H208ZM236 208V207H235ZM24 209V208H23ZM46 209V208H45ZM61 209V208H60ZM87 209V208H86ZM100 209V208H99ZM206 209V208H205ZM203 210V212L202 213H208L207 212V210ZM215 209V208H214ZM220 209V208H219ZM234 209V208H233ZM21 210V209H20ZM91 210V209H90ZM94 210V209H93ZM126 210H127V208H126ZM130 210V209H129ZM139 210V209H138ZM137 210V211H138ZM143 210V209H142ZM146 210V209H145ZM144 210V211H145ZM238 210V209H237ZM244 210H246V209H244ZM34 211V210H33ZM48 211V210H47ZM61 211H63V210H61ZM60 211V212H61ZM65 211V210H64ZM123 211V210H122ZM121 211V212H122ZM161 211V210H160ZM159 211V215L161 214V212ZM226 211V210H225ZM54 212V211H53ZM90 212V211H89ZM95 212V211H94ZM118 212V211H117ZM120 212V213H121ZM139 212V211H138ZM143 212V211H142ZM142 212H140V213H142ZM211 212V211H210ZM62 213V212H61ZM65 213V212H64ZM114 213V212H113ZM139 213V216H140V218L142 217L141 216V214ZM171 213V212H170ZM190 213V212H189ZM18 214V213H17ZM43 214V213H42ZM67 214V213H66ZM89 214V213H88ZM99 214V213H98ZM122 214V213H121ZM125 214V213H124ZM123 214V215H124ZM145 213H143V215H144ZM225 214V213H224ZM237 214V213H236ZM46 215V214H45ZM61 215V214H60ZM59 215V216H60ZM63 215V214H62ZM134 215H135V213H134ZM134 215H133V217H134ZM149 215V214H148ZM146 216V217H149V216ZM174 215V214H173ZM256 215V214H255ZM254 215V216H255ZM125 216H127V215H125ZM182 216H184V215H182ZM220 216V215H219ZM57 217V216H56ZM65 217V216H64ZM113 217V216H112ZM117 217V216H116ZM121 217V216H120ZM160 217H161V215H160ZM165 217V216H164ZM201 217V216H200ZM200 217H198V218H200ZM202 217H204V216H202ZM201 217V218H202ZM106 218V217H105ZM114 218V217H113ZM118 218V217H117ZM132 218V217H131ZM149 218H151V217H149ZM157 218V217H156ZM183 218V217H182ZM217 218H219L218 216H217ZM216 218V219H217ZM256 218V217H255ZM8 219H10V217L8 218ZM49 219V218H48ZM95 219V218H94ZM122 219V218H121ZM124 219V218H123ZM132 219H134V218H132ZM153 219V218H152ZM158 219V218H157ZM62 220V219H61ZM66 220V219H65ZM129 220V219H128ZM135 220V219H134ZM143 220H144V218H143ZM155 220V222L157 221L156 219H153V221ZM21 221V220H20ZM42 221V220H41ZM78 221V220H77ZM114 221H115V218H114ZM125 221V220H124ZM139 221V220H138ZM153 221H151V226H153ZM163 221V220H162ZM6 222V221H5ZM84 222V221H83ZM117 222V221H116ZM123 222V221H122ZM127 222H129V221H127ZM150 222V221H149ZM202 222V221H201ZM205 222H207V220L205 221ZM134 223V222H133ZM144 223V222H143ZM158 223V222H157ZM60 224V223H59ZM76 224V223H75ZM116 224V223H115ZM138 224V223H137ZM140 224V223H139ZM147 224V223H146ZM123 225V224H122ZM141 225V224H140ZM139 225V226H140ZM149 225H150V223H149ZM201 225H203V224H201ZM7 226V225H6ZM114 226H116V225H114ZM118 226H119V223H118ZM124 226H126V225H124ZM123 226V227H124ZM205 226V225H204ZM54 227V226H53ZM112 227V226H111ZM132 227V226H131ZM146 227V226H145ZM155 227V226H154ZM130 228V227H129ZM142 228V227H141ZM152 228V227H151ZM119 229H121V228H119ZM138 229V228H137ZM160 229H162V228H160ZM117 230V229H116ZM135 230V229H134ZM80 231V230H79ZM87 231V230H86ZM96 231H97V229H96ZM110 231V230H109ZM108 232V231H107ZM135 232V231H134ZM147 233V232H146ZM103 234V233H102ZM134 234V233H133ZM139 234V233H138ZM101 235V234H100ZM111 235V234H110ZM147 235V234H146ZM109 236V235H108ZM127 236V235H126ZM129 236V235H128ZM139 236V235H138ZM144 236V235H143ZM71 237V236H70ZM76 240V239H75ZM114 240V239H113ZM104 242V241H103ZM88 243V242H87ZM90 245V244H89ZM115 245V244H114ZM167 246V245H166ZM111 249V248H110ZM77 250V249H76ZM80 250V249H79ZM166 250V249H165ZM83 251H84V249H83Z\"/></svg>", "mask_w": 264, "mask_h": 264}]
</instances>
